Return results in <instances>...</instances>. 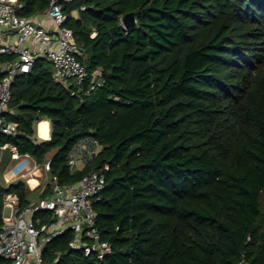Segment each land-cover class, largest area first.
Here are the masks:
<instances>
[{
    "label": "trees",
    "instance_id": "obj_1",
    "mask_svg": "<svg viewBox=\"0 0 264 264\" xmlns=\"http://www.w3.org/2000/svg\"><path fill=\"white\" fill-rule=\"evenodd\" d=\"M20 1L18 13L32 18L51 4ZM62 5L90 76L83 87L61 81L39 56L13 84L6 120L18 127L0 133V146L48 162L62 184L103 171L94 207L112 253L100 259L71 249L68 229L43 247L45 263L264 264V0ZM130 12L137 23L127 29ZM44 119L49 139L37 133ZM85 138L96 140L95 154L72 167L70 154ZM8 193L23 207L32 200L23 180L2 187L0 225Z\"/></svg>",
    "mask_w": 264,
    "mask_h": 264
},
{
    "label": "built area",
    "instance_id": "obj_2",
    "mask_svg": "<svg viewBox=\"0 0 264 264\" xmlns=\"http://www.w3.org/2000/svg\"><path fill=\"white\" fill-rule=\"evenodd\" d=\"M74 0H51L46 11L55 23V30H49L32 17L18 13L23 6L20 0H0V54H10L11 59L0 61V133L15 134L17 123L6 120L8 104L13 95V84L21 75L32 72L39 56L48 57L61 81L75 80L81 87L90 76L87 66L78 58L81 48L73 30L66 25L68 14L62 2ZM82 10L86 6L81 7ZM102 85L99 80L91 88ZM94 138L81 140L70 154L69 164L76 167L78 160L85 165L94 156ZM11 151L6 181L23 180L34 191L41 189L37 198L21 206L16 193L5 196L3 223L0 225V258L11 264H46L43 247L54 237L71 229L75 238L71 249L82 248L86 255L96 253L103 259L112 253V245L104 240L98 231L97 212L94 202L102 199L106 188L103 171L92 170L77 183L62 184L52 178L49 163H38L30 154H20L17 147L7 143L0 146V172L6 164V151ZM37 172H39L37 174ZM35 174L38 181L31 186L29 178ZM0 178V189L5 187ZM16 181V182H17ZM50 188V192L41 194ZM50 211L53 219L43 222L41 212ZM240 264H248L241 262Z\"/></svg>",
    "mask_w": 264,
    "mask_h": 264
},
{
    "label": "crops",
    "instance_id": "obj_3",
    "mask_svg": "<svg viewBox=\"0 0 264 264\" xmlns=\"http://www.w3.org/2000/svg\"><path fill=\"white\" fill-rule=\"evenodd\" d=\"M75 16H78L79 14H78V12H74L73 13ZM36 22H38V23H41L42 25H44L47 29H49V30H55V23L53 22V20L48 16V14L46 13V12H44V13H41V14H39L38 16H36L35 18H33ZM43 121H46L47 123H48V126H49V136H44L43 134H42V122ZM38 128L40 129V131H39V129H38V136L40 137V138H42V139H49L50 137H51V124H50V121H48V120H41V121H39L38 122ZM6 153H8V155L11 153V151L10 150H7L6 151ZM39 173V172H38ZM29 182H30V184L32 185V186H34L36 183H37V180H36V178L35 177H30L29 178Z\"/></svg>",
    "mask_w": 264,
    "mask_h": 264
},
{
    "label": "rangeland",
    "instance_id": "obj_4",
    "mask_svg": "<svg viewBox=\"0 0 264 264\" xmlns=\"http://www.w3.org/2000/svg\"><path fill=\"white\" fill-rule=\"evenodd\" d=\"M36 129H37V133H39L38 132V124H37V126H36ZM39 131H40V129H39ZM41 132V131H40ZM6 156H5V158H6V161H7V159L9 158V157H11V154H9L8 155V153H6L5 154ZM12 162V160H9L6 164H4L3 163V165H2V167H4V169H3V172H0V178H4V174H6L7 172H8V165ZM10 162V163H9ZM13 163V162H12ZM81 165H82V160H78V163H77V165H76V167L78 168V167H81ZM35 174L36 173H34V175L33 176H31V177H35ZM37 174H38V172H37ZM36 178V177H35ZM3 185L5 186V187H9L11 184H14V183H16V181H17V179H12V180H10V181H6L5 179H3ZM38 182V181H37ZM30 184V183H29ZM31 185V184H30ZM32 186V185H31ZM35 186V185H34ZM28 188H29V190L31 191V193H30V197H31V199L33 200V199H35V198H37V196L39 195V193H40V191H41V189H36V190H34V191H32L31 190V187L28 185Z\"/></svg>",
    "mask_w": 264,
    "mask_h": 264
},
{
    "label": "water",
    "instance_id": "obj_5",
    "mask_svg": "<svg viewBox=\"0 0 264 264\" xmlns=\"http://www.w3.org/2000/svg\"><path fill=\"white\" fill-rule=\"evenodd\" d=\"M137 23L136 15L134 12L127 13L123 18V24L125 28L130 29L134 27ZM137 149V146L133 147V150Z\"/></svg>",
    "mask_w": 264,
    "mask_h": 264
},
{
    "label": "bare ground",
    "instance_id": "obj_6",
    "mask_svg": "<svg viewBox=\"0 0 264 264\" xmlns=\"http://www.w3.org/2000/svg\"><path fill=\"white\" fill-rule=\"evenodd\" d=\"M41 124H42V134L44 136H49V126H48V123L46 121H43Z\"/></svg>",
    "mask_w": 264,
    "mask_h": 264
}]
</instances>
